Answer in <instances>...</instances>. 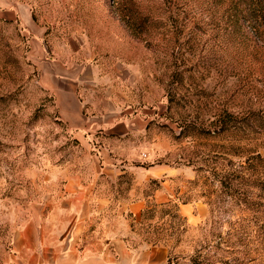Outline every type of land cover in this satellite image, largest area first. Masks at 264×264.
I'll return each instance as SVG.
<instances>
[{
	"label": "rangeland",
	"instance_id": "374dc122",
	"mask_svg": "<svg viewBox=\"0 0 264 264\" xmlns=\"http://www.w3.org/2000/svg\"><path fill=\"white\" fill-rule=\"evenodd\" d=\"M29 1L48 49L84 47L75 56L123 74L154 114L137 164L172 175L139 186L136 232L167 247L165 264H264V0ZM31 47L0 20V264H22L17 246L35 230L54 238L68 221L61 197L96 170L58 120ZM161 191L173 199L156 203ZM181 204L198 207L194 218Z\"/></svg>",
	"mask_w": 264,
	"mask_h": 264
},
{
	"label": "crops",
	"instance_id": "0c3cea01",
	"mask_svg": "<svg viewBox=\"0 0 264 264\" xmlns=\"http://www.w3.org/2000/svg\"><path fill=\"white\" fill-rule=\"evenodd\" d=\"M33 13L29 0H0V20L18 23L31 35V56L41 58L42 88L52 97L58 120L93 155L96 170L88 184L75 189L76 197H61L68 204L59 214L68 221L51 229L54 238L39 229L35 241L17 246L25 253L22 264H165L167 247L144 241L135 229L145 206L139 186L172 175L168 167L137 164L154 114L133 96L123 74L99 60L75 56L84 47L72 43L66 54L48 49ZM125 174L134 184L121 192L115 182ZM102 180L115 183L114 190L99 185ZM171 196L161 191L154 200L165 203ZM195 208L181 204L179 212L194 218ZM200 212L203 215V209Z\"/></svg>",
	"mask_w": 264,
	"mask_h": 264
},
{
	"label": "trees",
	"instance_id": "16d2710c",
	"mask_svg": "<svg viewBox=\"0 0 264 264\" xmlns=\"http://www.w3.org/2000/svg\"><path fill=\"white\" fill-rule=\"evenodd\" d=\"M144 213H145V211H144V209H143V211H142V213H141L140 221L138 222V225H140ZM142 239H143L144 241L148 242V243H152L153 245L160 244V243H157V242H149V241L145 240L144 238H142Z\"/></svg>",
	"mask_w": 264,
	"mask_h": 264
},
{
	"label": "built area",
	"instance_id": "2783aa9c",
	"mask_svg": "<svg viewBox=\"0 0 264 264\" xmlns=\"http://www.w3.org/2000/svg\"><path fill=\"white\" fill-rule=\"evenodd\" d=\"M146 155L145 154H143V157H145Z\"/></svg>",
	"mask_w": 264,
	"mask_h": 264
}]
</instances>
